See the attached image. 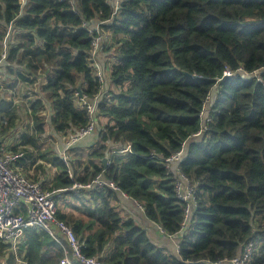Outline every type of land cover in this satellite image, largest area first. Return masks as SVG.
<instances>
[{"label":"trees","instance_id":"1","mask_svg":"<svg viewBox=\"0 0 264 264\" xmlns=\"http://www.w3.org/2000/svg\"><path fill=\"white\" fill-rule=\"evenodd\" d=\"M71 1L24 0L21 6L0 0V45L8 36L0 64V137L19 131L20 107L31 127L10 151L23 153L16 167H54L49 190L102 176L164 237H173L182 230L184 206L163 160L201 133L172 165L195 186L196 201L176 257L122 217L108 188L59 195L55 218L74 233L81 254L101 264H216L248 245L254 248L249 264H264V71L252 76L264 70V0H118L115 9L108 0ZM104 22L99 29L116 46L115 62L107 78L102 72L109 89L97 106L94 144L85 158L73 157L70 179L41 141L50 128L65 137L87 125L75 95L80 89L92 99L102 90L87 61L96 36L87 28ZM225 71L234 75L223 78ZM40 78L45 83L37 98L15 105L9 92L18 84L32 89ZM126 146L128 154H116ZM14 255L0 245V264H16V257L23 264L64 259L35 230L25 231Z\"/></svg>","mask_w":264,"mask_h":264},{"label":"built area","instance_id":"2","mask_svg":"<svg viewBox=\"0 0 264 264\" xmlns=\"http://www.w3.org/2000/svg\"><path fill=\"white\" fill-rule=\"evenodd\" d=\"M60 2L72 3L71 0H57ZM24 0H19V4L22 6ZM110 5L115 9L118 0H109ZM108 22L104 23H93L87 28V33L92 34L95 32L96 36L91 42V50L89 52V58L87 59L89 66L93 69L94 77L97 79L99 86L104 85V75L98 66L96 57L101 44L108 43V36L103 33L99 27L106 25ZM91 27V28H90ZM7 37L4 39L1 48V59L0 64L3 63L8 56V42ZM103 42V43H102ZM264 70L252 74V76L257 77L261 75ZM237 73H243L238 70ZM234 75V74H233ZM229 71L223 73V78H231L233 76ZM103 77V78H102ZM42 78L38 80V83L32 88L28 89L25 87H19L14 90V93L9 92L14 96V104L16 103H28L32 98H37L36 94H32L29 90L38 89V86L43 85ZM256 82L262 83L260 78H256ZM28 89V90H27ZM2 91V88H1ZM102 92V90H101ZM35 93V92H34ZM28 95L31 98H28ZM38 95V94H37ZM76 96V107L85 111L88 123L87 125L78 130L76 133L70 135V140L68 146H72L79 142L81 139L89 137L94 134L96 129V113L97 106L102 101V96L100 93L93 97L92 99H87L83 95L79 98V93ZM28 107V105L26 104ZM202 125V131L206 130V126ZM201 133L195 135L193 138L189 139L194 143L199 141L201 138ZM71 148V147H70ZM184 149V146H183ZM183 149L170 158L163 160L164 168L169 173V167L171 164H178L181 161ZM130 152L129 147L126 146L124 150L117 152L116 154L125 155ZM67 153V152H66ZM115 154V153H112ZM23 157L22 152L12 153L6 150L4 147V140L0 137V245H5L9 248L10 254H15L18 248L24 240V233L27 230H35L37 232L47 235L61 250L64 255L62 264H101L94 258H86L80 252V247L78 245L77 239L74 233L62 222L56 220L55 218V199L67 191L79 193V192H90V191H100L104 188H108L113 192H119L110 182H107L102 176H97L87 184H73L69 190H51L44 191L41 185L36 184L28 180L24 175L17 171L16 163L20 161ZM63 165L67 169V174L70 179H72L71 172L69 171L70 160L65 152H61L59 156ZM161 161L162 158L158 157ZM173 192L175 199L184 206L183 217L184 222L182 225V230L179 234L173 237H163L165 239L172 240L176 238L179 242L188 226V220L192 216V212L196 207V201L194 198L195 186L187 179V177L180 173L178 170L174 171L173 174ZM122 196H124L122 194ZM128 199V198H127ZM138 207V206H137ZM139 208V207H138ZM159 229V228H158ZM158 232L162 235L161 230ZM163 236V235H162ZM179 242L175 248L176 253H178ZM254 248L252 245L245 246L238 257L234 258L228 262L216 263V264H249L253 258ZM16 264L21 263L18 258L15 259Z\"/></svg>","mask_w":264,"mask_h":264},{"label":"crops","instance_id":"3","mask_svg":"<svg viewBox=\"0 0 264 264\" xmlns=\"http://www.w3.org/2000/svg\"><path fill=\"white\" fill-rule=\"evenodd\" d=\"M96 60H97L99 68L101 69L102 72H104V74L107 78V72L109 73V67H110L109 60L108 59L103 60L98 56L96 57ZM106 85L107 84H105V86L102 87V92H100L101 96H105L107 93V90L109 89L108 86L106 88ZM21 86L22 85L19 84V87H21ZM29 92L31 93V95L36 94V96H37L38 89L35 88V90H29ZM19 104H21V103H16L15 105H19ZM45 115H47V113ZM25 119H26V117H25ZM21 123H22V120H21ZM17 134H19V139H16ZM53 134L55 135V133H53ZM22 135L23 134H21V127H20L19 131L13 133L12 136L9 138H6L5 141L8 143H11L10 147H13V146L20 147V144H21L20 138ZM63 138L64 139L62 142L58 141V148L56 150V155L59 157L61 155V152L64 151L65 154L68 156L70 163H72V160H74L73 157L76 154L84 155V154H86V150L93 146L94 141H95V134H93L89 137H86L84 139H81L79 142L75 143L72 146H68L69 140H70V134H68L67 136H65ZM191 142H193V140ZM186 147H187V145L185 146V149H186ZM74 162H75V160H74ZM70 163H69V168H70L69 171L71 172L72 166ZM38 164L43 166V163H41V162L37 163V165ZM37 165H34V167H32L31 169L29 168L28 171L18 167L17 171L22 175L23 174H25L26 176L29 175L28 180H30L33 183L39 184L41 186H43L42 184H44L47 181V183L49 184V188H50L52 181L54 180V177L57 173L56 169L51 168L49 165H45V167L42 168V170H39V169H36ZM172 165H175V164H171L169 167V170L171 172H173V174H174L175 167ZM71 175H72V172H71ZM49 191H51V190H49ZM62 194H65V193H62ZM123 197H124L123 200L122 199L119 200V198H118V207L122 213V217L132 220L136 224V226L146 234L150 243L153 244L154 246H157L158 248H161L165 255L176 257L175 255H177V254H176L175 248L179 242L180 236H179L178 240L176 238H173L172 240H170V238L169 239L163 238L164 236L158 234V231H156L155 228L150 224V222H148L145 219V217L143 215V211L141 209L139 210L137 205L135 206L134 205L135 203L132 202L130 199H127V197H125V196H123Z\"/></svg>","mask_w":264,"mask_h":264},{"label":"rangeland","instance_id":"4","mask_svg":"<svg viewBox=\"0 0 264 264\" xmlns=\"http://www.w3.org/2000/svg\"><path fill=\"white\" fill-rule=\"evenodd\" d=\"M105 35L106 36H108L107 35V33H105ZM108 38H109V36H108ZM113 47H116L115 45H113V43L111 42V40H110V38H109V40H108V43H106L105 45H103L102 47L100 46V48H99V51H98V53H97V56L98 57H100L101 59H103V60H109V65H111V64H113L114 62H115V57H113V56H116L115 55V48H113ZM113 55V56H112ZM110 68V67H109ZM103 78V77H102ZM44 80V79H43ZM103 81H104V85H105V79L103 78ZM43 84H44V82H43ZM104 85H103V87H104ZM16 88H17V86H16ZM15 88V89H16ZM14 89V90H15ZM38 96V95H37ZM33 99V98H32ZM19 106V105H18ZM20 109V113H21V120H22V123H21V134H29L30 133V131H31V127H30V120H29V118L27 117L26 119H25V115H27L26 114V112H24L23 111V108L22 107H20L19 108ZM25 114V115H24ZM28 116V115H27ZM49 116V115H48ZM48 118V117H47ZM46 118V119H47ZM27 129H28V131H27ZM46 136L44 137V139L41 141V145H42V150L44 151V150H46L47 148H52V152L56 155V150H57V148H58V141H60V142H62L63 141V137L61 136V137H59V136H57V135H54L53 134V131H51V128H50V130L48 129L47 130V132H46V134H45ZM16 139H19V134H17L16 135ZM10 144L11 143H8V142H6L5 141V139H4V147L6 148V150H8L9 152L11 151V149L14 147H10ZM57 156V155H56ZM84 158H85V155H82ZM37 163V162H36ZM41 163H43V167H45V165H47V164H45L44 162H41ZM17 168H18V166H17ZM51 168H54V167H51ZM31 169V168H30ZM70 169V168H69ZM35 171V170H34ZM57 174V173H56ZM25 177H27L28 179H29V175L28 176H26L25 174H23ZM43 186H41L43 189H44V191L46 190H48V189H50L49 188V184L47 183V181L44 183V184H42ZM158 234H160L159 232H158ZM161 235V234H160Z\"/></svg>","mask_w":264,"mask_h":264},{"label":"water","instance_id":"5","mask_svg":"<svg viewBox=\"0 0 264 264\" xmlns=\"http://www.w3.org/2000/svg\"><path fill=\"white\" fill-rule=\"evenodd\" d=\"M240 77L244 78L243 76H240ZM77 92L79 93V98H80L81 97L80 89H77ZM190 142L191 141H187L186 144L184 145V149L182 151V156H181L182 160L184 158L185 146L188 145ZM101 163H102V167L105 169L106 164H107V158H104ZM116 195L118 196L119 200L124 199V197L122 196V194L120 192H116ZM134 205L136 206V204H134ZM150 224L155 228L156 231L159 230L157 226L153 225L152 223H150Z\"/></svg>","mask_w":264,"mask_h":264},{"label":"clouds","instance_id":"6","mask_svg":"<svg viewBox=\"0 0 264 264\" xmlns=\"http://www.w3.org/2000/svg\"><path fill=\"white\" fill-rule=\"evenodd\" d=\"M108 3H109V0H108ZM110 4V3H109Z\"/></svg>","mask_w":264,"mask_h":264},{"label":"bare ground","instance_id":"7","mask_svg":"<svg viewBox=\"0 0 264 264\" xmlns=\"http://www.w3.org/2000/svg\"><path fill=\"white\" fill-rule=\"evenodd\" d=\"M179 164V163H178ZM20 261V260H19ZM21 262V261H20Z\"/></svg>","mask_w":264,"mask_h":264}]
</instances>
